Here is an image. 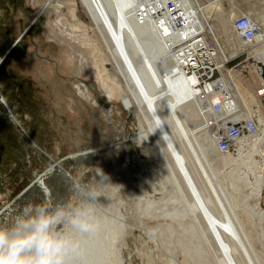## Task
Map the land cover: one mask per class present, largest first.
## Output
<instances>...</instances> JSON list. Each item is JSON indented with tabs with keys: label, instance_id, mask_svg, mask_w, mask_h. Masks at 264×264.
<instances>
[{
	"label": "rangeland",
	"instance_id": "1",
	"mask_svg": "<svg viewBox=\"0 0 264 264\" xmlns=\"http://www.w3.org/2000/svg\"><path fill=\"white\" fill-rule=\"evenodd\" d=\"M32 1L0 0V226L9 225L27 204L43 202L39 189L43 186L51 191L49 205L53 207L69 199L75 201L80 190L92 186L103 203L121 200L118 211L124 217L115 213L108 217L125 228L123 241L114 244L115 254L125 264H185L186 254L181 246L174 245L175 235L171 242L162 239L157 211L142 215L135 210L139 200L161 195L154 185L164 171L153 155L142 154L133 145L138 128L134 105L122 97V90L104 96L101 81L106 74L101 67L98 74L102 79L99 76L98 80L83 72L73 73L63 54L65 48L69 49L48 40L52 28L46 25L45 17L39 19L38 13L47 1L37 0L40 5ZM154 1L157 9L163 8V0ZM191 1L202 18L205 34L210 31L214 43L224 45V55L241 48L249 53L239 67L241 77L247 75L244 65L252 72L258 71L252 56L261 43L238 40L231 25L237 17L246 15L257 24L259 32L264 31V0H233L232 5L225 0H202L201 5L199 0ZM115 3L123 7L125 18L132 20L139 32L148 34L153 26L151 0ZM230 11L236 14L232 17ZM86 12L77 1V15L90 34L93 25ZM143 40L141 47L150 51L146 35ZM91 51H85L87 59L95 55L94 60H98L100 53ZM182 127L186 128L185 124ZM243 133L237 141L238 164L231 173L220 157L209 161L215 156L213 150L195 147L192 151L201 160L206 182L222 202V216L226 218L223 226L235 232L231 242H240L242 263L264 264V193L260 197L252 190L255 178L251 173L253 161L261 163V168L264 163L258 154L251 153L254 136ZM189 135L185 139L189 146L201 143L206 136L214 139L208 134ZM258 135L261 137V129ZM232 175L235 182L231 181ZM103 176L107 181L102 180ZM192 241L191 251L206 253L207 263L217 264L218 254L210 244L206 249L198 239Z\"/></svg>",
	"mask_w": 264,
	"mask_h": 264
},
{
	"label": "bare ground",
	"instance_id": "2",
	"mask_svg": "<svg viewBox=\"0 0 264 264\" xmlns=\"http://www.w3.org/2000/svg\"><path fill=\"white\" fill-rule=\"evenodd\" d=\"M46 1L38 15L39 19L45 17L46 25L52 28L48 32L47 39L57 41V45L69 49L65 48L63 54L65 64L72 65L73 73L83 72L85 76L98 80L101 67L109 81L107 82L106 79L101 81L105 97H110L117 90L123 91L122 97L127 98L136 109L135 118L138 121V128L133 135V145L137 146L136 149L140 153L153 155L162 165L164 175L159 183L154 185V190L161 192L162 196L136 201L135 210L142 215L154 214L157 211L156 217H161L162 221L157 223V226H161V231L157 226L154 228L162 232L161 237L165 242L175 235L176 244L174 240L172 243L183 248L186 254L185 264H208L209 256L206 253L190 250L194 239H198V244H204L206 249L207 243L215 249L219 258L217 264H243L240 259V242H231L235 232L223 226L226 218L222 216V202L215 197L214 187L206 182V172L202 170L201 160L192 149L197 147L202 151L213 150L215 156L209 161H216L215 158L220 157L231 173L238 164L240 148L237 146V141L244 136V133L235 140L228 153L219 152L216 148L214 132L215 129H222L223 125L217 124L211 129L217 115L213 114L209 107L204 106L206 98L203 87L196 82L186 81L181 76H173L168 70L165 71L169 68L166 60L167 40L152 26L148 34H145L148 38L146 44L151 45L150 51L143 49L141 43H144V33L139 32L138 26L132 20L125 18L123 7L120 4L118 6L115 0ZM77 1L87 11L88 20L93 25L90 34L87 32L88 26L83 25L77 15ZM199 1L201 5L202 0ZM225 2L229 5L234 1L225 0ZM32 3L40 5L37 0H33ZM230 12L232 17L236 14ZM205 35L215 57L220 62L233 64L228 70L227 89L231 93L232 104L239 112L228 121L242 123L249 114L256 116L258 131L255 134L246 133L254 136L251 153L258 154L264 163L262 148L264 147V81L261 78V69L264 67V31H260L256 38L261 46L253 51L252 56L259 72L256 70L252 72L243 64L247 68L245 77H241L243 71L239 67L242 62L244 63L245 55H249L247 50L235 49L224 55V45L214 43L210 31ZM159 49L166 51L157 54ZM91 50L100 53L98 60H94L95 55L87 59L84 53L85 51L91 53ZM194 83L195 85H192ZM257 86L258 88L255 89ZM86 90L87 88L84 87V91ZM182 124H185L187 129L183 128L184 126L181 129ZM260 129L261 137L258 135ZM189 134L195 137L208 134L214 139L206 136L201 143L189 146L185 142ZM260 145L262 147H259ZM261 166V163L253 161L251 167V173L255 178L252 190L260 197L264 193L262 188L264 168ZM234 180L235 177L232 175L231 181L235 182ZM39 189L43 202L50 204L51 191L47 186ZM120 201L117 200L116 203L111 199L103 203L101 198L97 199L95 207L98 229L95 233L81 237L85 253L84 264H125L114 250L115 242L123 241L125 228L108 217L109 213L124 217L118 211ZM60 227L63 229L67 226ZM172 243L171 246L168 245L173 249Z\"/></svg>",
	"mask_w": 264,
	"mask_h": 264
},
{
	"label": "built area",
	"instance_id": "3",
	"mask_svg": "<svg viewBox=\"0 0 264 264\" xmlns=\"http://www.w3.org/2000/svg\"><path fill=\"white\" fill-rule=\"evenodd\" d=\"M157 4L151 0L149 16L155 29L168 43L166 60L169 68L165 71L203 87L204 106L217 115L211 129L217 124L223 125L222 129L214 132L216 148L221 154H226L244 131L248 134L258 131L256 116L249 114L242 123L228 121L239 112L227 89L228 70L232 67L215 57L204 32L202 18L193 10L194 3L191 0H163L162 9H157ZM231 29L240 41L247 44L255 41L259 34L258 27L246 15L237 17ZM199 113L201 115V111Z\"/></svg>",
	"mask_w": 264,
	"mask_h": 264
},
{
	"label": "clouds",
	"instance_id": "4",
	"mask_svg": "<svg viewBox=\"0 0 264 264\" xmlns=\"http://www.w3.org/2000/svg\"><path fill=\"white\" fill-rule=\"evenodd\" d=\"M97 199L96 188L85 186L75 201L24 206L9 225L0 226V264H84L81 237L98 229Z\"/></svg>",
	"mask_w": 264,
	"mask_h": 264
},
{
	"label": "water",
	"instance_id": "5",
	"mask_svg": "<svg viewBox=\"0 0 264 264\" xmlns=\"http://www.w3.org/2000/svg\"><path fill=\"white\" fill-rule=\"evenodd\" d=\"M261 78L264 81V67H262V69H261ZM31 185H32V183H31Z\"/></svg>",
	"mask_w": 264,
	"mask_h": 264
}]
</instances>
